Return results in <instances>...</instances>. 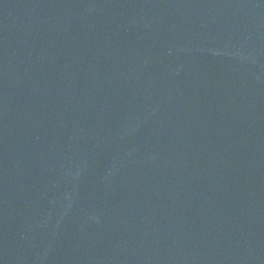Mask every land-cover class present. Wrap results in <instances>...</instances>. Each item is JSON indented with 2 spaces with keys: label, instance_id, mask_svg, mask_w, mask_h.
I'll return each mask as SVG.
<instances>
[{
  "label": "water",
  "instance_id": "95a60500",
  "mask_svg": "<svg viewBox=\"0 0 264 264\" xmlns=\"http://www.w3.org/2000/svg\"><path fill=\"white\" fill-rule=\"evenodd\" d=\"M0 264H264V0H0Z\"/></svg>",
  "mask_w": 264,
  "mask_h": 264
}]
</instances>
